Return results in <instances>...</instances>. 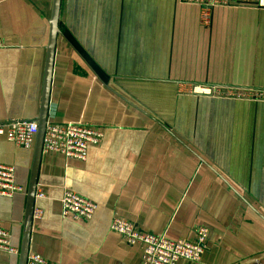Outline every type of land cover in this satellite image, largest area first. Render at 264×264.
I'll list each match as a JSON object with an SVG mask.
<instances>
[{
	"label": "crops",
	"instance_id": "1",
	"mask_svg": "<svg viewBox=\"0 0 264 264\" xmlns=\"http://www.w3.org/2000/svg\"><path fill=\"white\" fill-rule=\"evenodd\" d=\"M54 0H0V122L37 120ZM186 0H61L47 124L104 134L86 160L43 152L29 254L55 264H143L111 228L208 238L199 261L264 264V99L194 95L187 85L264 90V7ZM34 148L0 135V163L24 190L0 195V227L20 248ZM74 191L98 208L63 214ZM0 264L19 255L0 250Z\"/></svg>",
	"mask_w": 264,
	"mask_h": 264
},
{
	"label": "built area",
	"instance_id": "2",
	"mask_svg": "<svg viewBox=\"0 0 264 264\" xmlns=\"http://www.w3.org/2000/svg\"><path fill=\"white\" fill-rule=\"evenodd\" d=\"M201 5V21L204 24L211 22V9L215 6L257 5L264 7V0H189ZM3 41L0 38V48ZM183 92L194 95H226L234 98H263L264 90L253 88L228 87L226 92L218 86L187 85ZM39 125L35 119H18L0 122V135L16 145L25 149H31L35 144ZM103 132L86 123H48L45 130L43 152H57L65 157H74L86 160L88 148L100 143ZM24 188L15 181V167L0 163V195H11ZM42 191L36 192V197H44ZM63 214L73 220L91 218L98 205L91 199L74 191H66L62 197ZM43 215L41 208H35L34 219H40ZM111 228L120 233L125 241L130 244H140L143 248V264H177L182 259L199 261L206 247L208 238L207 229H196L197 236L194 241L171 240L164 235H155L138 229L134 223L115 218ZM0 250L19 255L20 248L12 242L11 234L0 227ZM27 264H55L37 253L28 255Z\"/></svg>",
	"mask_w": 264,
	"mask_h": 264
},
{
	"label": "water",
	"instance_id": "3",
	"mask_svg": "<svg viewBox=\"0 0 264 264\" xmlns=\"http://www.w3.org/2000/svg\"><path fill=\"white\" fill-rule=\"evenodd\" d=\"M60 5H61V0H54L52 19L50 22L51 23L50 39L47 47V57H46L45 73H44V81H43L41 111L39 118L37 119L39 129L35 139L34 161H33V166L30 175L29 186H28L24 229H23V236H22V242L19 253V264H27L28 255H29L30 234H31V227L33 222V213L35 209L36 190H37V182H38V168H39L40 158L43 153V142H44V135L47 126V117H48V109H49V101H50V89H51L52 74H53L54 60H55L56 41H57V36L60 32L58 26Z\"/></svg>",
	"mask_w": 264,
	"mask_h": 264
},
{
	"label": "rangeland",
	"instance_id": "4",
	"mask_svg": "<svg viewBox=\"0 0 264 264\" xmlns=\"http://www.w3.org/2000/svg\"><path fill=\"white\" fill-rule=\"evenodd\" d=\"M186 1H189V0H186ZM193 3H195V2H193ZM201 6V5H200ZM206 96H221V95H206ZM226 96V95H225ZM239 99V98H238ZM259 99H264V96H263V98H259Z\"/></svg>",
	"mask_w": 264,
	"mask_h": 264
}]
</instances>
